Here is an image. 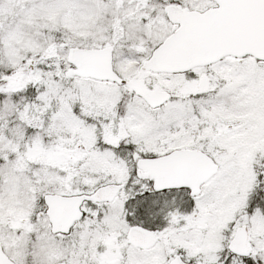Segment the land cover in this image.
<instances>
[{"label":"snow or ice","instance_id":"6c2138e0","mask_svg":"<svg viewBox=\"0 0 264 264\" xmlns=\"http://www.w3.org/2000/svg\"><path fill=\"white\" fill-rule=\"evenodd\" d=\"M0 264H264V0H0Z\"/></svg>","mask_w":264,"mask_h":264}]
</instances>
